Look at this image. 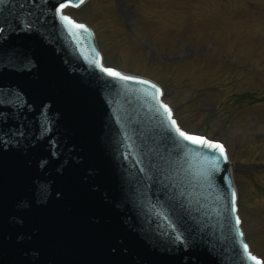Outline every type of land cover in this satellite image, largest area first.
<instances>
[{"label":"water","instance_id":"1","mask_svg":"<svg viewBox=\"0 0 264 264\" xmlns=\"http://www.w3.org/2000/svg\"><path fill=\"white\" fill-rule=\"evenodd\" d=\"M85 1L0 0V264H261L224 147L102 63Z\"/></svg>","mask_w":264,"mask_h":264},{"label":"rangeland","instance_id":"2","mask_svg":"<svg viewBox=\"0 0 264 264\" xmlns=\"http://www.w3.org/2000/svg\"><path fill=\"white\" fill-rule=\"evenodd\" d=\"M105 65L155 80L178 126L220 142L244 238L264 264V0H88Z\"/></svg>","mask_w":264,"mask_h":264},{"label":"snow or ice","instance_id":"3","mask_svg":"<svg viewBox=\"0 0 264 264\" xmlns=\"http://www.w3.org/2000/svg\"><path fill=\"white\" fill-rule=\"evenodd\" d=\"M65 7L64 4H60L59 7L55 8V10L57 12L60 11L61 8ZM63 20H67L69 21V23H74L73 21L70 20L69 17L67 16H63L62 17ZM77 27H83V25H76ZM28 27H31L30 25ZM106 72H109L110 74L112 75H119L118 73H115L112 69H104ZM167 107V106H165ZM180 135L181 136H184L186 139H189V140H193L194 142H197V143H203V144H206L207 146L209 147H216V148H220L222 150V145L218 144V143H215V142H212V141H207L204 137H199V136H193V135H189L188 133L186 132H180ZM253 259H255V257H253Z\"/></svg>","mask_w":264,"mask_h":264}]
</instances>
